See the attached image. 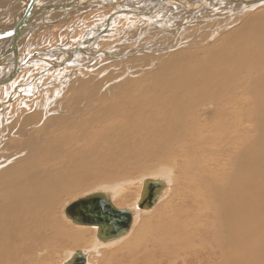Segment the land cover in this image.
<instances>
[{
    "label": "bare ground",
    "instance_id": "6f19581e",
    "mask_svg": "<svg viewBox=\"0 0 264 264\" xmlns=\"http://www.w3.org/2000/svg\"><path fill=\"white\" fill-rule=\"evenodd\" d=\"M29 1L0 0V39L5 40L0 45V79L13 67V54L6 52L13 34L6 33L17 26L24 14L30 20L25 30L18 29V41L40 27L56 24L50 17L64 16L62 12L67 10L94 9L97 12L88 14H93L89 19H95L99 17L97 9L107 2L84 0L73 7L69 6L73 0H34L28 7ZM131 1L133 4L128 0L108 4L114 11L88 25L77 44L84 48L87 58L99 55L97 44L113 35L116 19L129 16H121L122 11L135 13L132 10L142 9L145 11L138 14L160 21L156 11L166 4H179L188 10L194 4H199L200 9L228 1L231 6L226 13L210 11L220 14V20L212 16L210 19L215 22L208 24L203 16L198 26H184L180 35L172 33L174 45L168 46L167 53L151 55L136 50L142 54L140 58L127 54L131 57L122 60L118 59L122 52L110 46L101 57L114 65L123 62L120 73L103 74L99 82L91 81L92 84L71 76L73 81L63 84L65 94L48 102L45 110L53 113L43 112L46 121L40 117L24 127L20 123L16 133L22 132L21 136L15 142L7 141L6 145L13 146L0 155V264H51L60 256L64 257L60 263L63 264L75 250H81L69 252L68 244L78 247L89 241L99 248L118 241L132 221L124 233L106 241L98 238V228L91 225L95 227L94 240L92 230L67 229L61 201L75 191L100 184L107 191L89 192L82 197L101 193L117 209L131 211L116 204L127 203L139 191L138 201L147 178L142 180L141 188L123 189L120 185L128 183L133 174L147 170L149 174L164 176L148 177L163 181L161 194L166 179L171 180L168 195L158 203L154 229L139 230L121 244H107L113 245L105 250L108 262L264 264V6L250 9L264 0H190L191 5L184 0ZM145 1L148 5L139 7ZM53 4L60 6L51 9ZM232 12L234 16L221 17ZM196 13L197 10L189 15L193 18ZM38 15L39 19L30 22ZM188 23L183 20L181 24ZM167 26L166 22L165 30H160L167 33ZM190 35L193 40L188 39ZM19 45L20 42L18 49ZM72 47L43 51L49 54L58 48ZM19 54L21 61L24 58ZM57 54L58 60L50 64L64 61L66 54ZM78 54L83 53L66 57L64 66L74 63ZM5 64L9 70L2 74ZM94 64L96 69L100 66ZM133 68L136 72L123 78L124 72ZM20 69L12 80L0 84V93L6 84L16 97L18 85L13 81ZM7 103L0 99V108ZM29 117L33 116L26 115L25 119ZM30 123L34 124L29 126ZM122 189L123 194L113 202L108 191ZM144 221L150 220L145 216Z\"/></svg>",
    "mask_w": 264,
    "mask_h": 264
},
{
    "label": "rangeland",
    "instance_id": "374dc122",
    "mask_svg": "<svg viewBox=\"0 0 264 264\" xmlns=\"http://www.w3.org/2000/svg\"><path fill=\"white\" fill-rule=\"evenodd\" d=\"M123 1L127 2V0H123ZM184 1L188 5L192 4V1H190V0L189 1L184 0ZM113 2H116V0H107V3H109V5H111V3H113ZM128 2L132 3L131 0H128ZM227 2L216 3L215 4L216 6L214 4H211L214 6L215 9L211 8L213 6H208V5L207 6L209 8L205 7V8L198 9V7H201V6H199V4H194L193 7L190 8L191 10L190 9L189 10L183 9L182 5L175 4V3H173L171 5L172 7L170 5H167V4L162 5L156 11V16L159 20L161 19L160 21H156V19L155 20H148L147 17L140 15L138 13L131 12V11H126L124 13L122 11L121 16H123L124 14L129 15V16H123L121 18L116 19L115 22H116L117 26L114 24V28L111 31V32H113V35L105 36L104 38H102L100 40V42H99L100 44L99 43L97 44V47L100 49L99 50L97 48L99 55H96V56L94 55V56H90V58L89 57L87 58V56L85 54H78L76 56V58L74 59V61H75L74 63H76V61H78L76 65L72 61L71 64L69 63V64L64 66L63 62L59 61V63H62V64L60 66H57V67H47L46 65H48V63L50 64V63L56 62L58 60L59 55L57 53L60 52V51H57L58 49H56V51H50L49 50L50 51L49 54H47V53L39 54L42 57H47L48 63H46V64L40 63L37 59H34V58L30 59L29 60L30 62L28 61L29 64L27 62L22 67V69L19 70V72L17 74L18 76H16V78L13 81L14 84L18 85V92H17V94L15 93L16 97L12 96L13 93L11 92V90H8L6 88V84L2 87V93H0V97H1L0 99H2V102H9V103H7L6 107L0 108V113H2V114H0V142H1V144H0V155L4 154L5 150H7L8 148L13 146V144L6 145L7 141L15 142L16 139L21 136L20 134H22V132L16 133L19 129L20 123L22 124V127H24L30 121L37 120L38 118L43 117V114H44L43 112H45L47 110L46 106H47L48 102L49 103L53 102L54 99L56 98V96H57V98H61L62 94L63 95L65 94V92H62L63 86L64 85L66 86V84L70 83L71 80L73 81V79L75 80L78 78L80 80L83 78V80L86 79L87 82L92 84V83L99 82V79H102L103 74L105 76L106 73L109 74L110 72L120 73L119 70L122 68L123 62L121 64L120 63L117 64L119 67L117 65L111 64L112 63L111 61H109L108 59L107 60L104 59V57H101V56H105V55L101 54L102 51H107V50L111 49L112 47L115 49H118V51L122 52V53L119 52L121 55L118 59L121 58L122 60L123 59L125 60L126 58H130L131 56H132V58L135 57L133 59H136V57L140 58V56L143 53L144 54H151V55L152 54L157 55V53L158 54L159 53H167V52H169L168 46L174 45V42L171 40L172 33L173 34L177 33L180 35L183 32L184 26H186V27L189 25L198 26L199 23H197V22L201 21L204 17H205V19H207L206 22L208 24L215 22V20L211 21L210 18H212V16L215 17V16H218L220 14H217V13L213 14L214 11H212V12H210V11L211 10H218V11H220V13L221 12H224V13L229 12L227 10L228 9L227 7L231 6V5L229 4L230 2L229 3H227ZM148 3H149L148 1H145L142 3L143 5L142 6L139 5V7L145 8L143 6H147ZM253 5H251V7H250L251 10L254 8L256 9V8L261 7V6H264V3L253 4ZM232 7H234V6H232ZM81 9L82 10L67 12L64 14V16L63 15L61 16V14H55L52 17H50V20H52V22L55 20L54 22H56V24L50 23L48 25V27L44 26L38 30H34V32L33 31L30 32L25 37H22L19 41L20 42V54H19L20 57L25 58L29 52L32 53L35 51H43L44 48L75 46L82 39V37L85 35L84 31L86 33L88 25L95 24L96 22H98L100 20V18L102 16L106 15V13L110 12L111 10L114 11L113 6L101 7V9L100 8L97 9L99 11L98 16L100 18L96 17L95 19L91 20V19H89V17H91L93 14L89 15L88 13L97 12V11L94 9H90V10L86 11L87 8L86 9L81 8ZM195 10H197V13L192 18L191 17L192 15H189V14H191L192 11H195ZM232 11L234 13H236V10H232ZM3 12L5 13V11H3ZM233 12L229 13L228 15L224 14L221 17L223 18V17L230 16V15L234 16V15H232ZM1 13H2V9H1ZM237 14H240V12ZM164 16H166V17L163 18ZM188 16H190V17H188ZM189 18H192V20L190 21ZM208 18H209L210 22H209ZM215 18H217V17H215ZM103 19L104 18H102L101 21H103ZM56 20H58V21H56ZM183 20H187L189 23L186 25H182L181 23ZM217 20H220L219 16H218ZM164 21H166L167 24H169V26H167V28H166L167 33L165 31H162V30H165L166 22H164ZM171 22H173V23H171ZM216 22H218V21H216ZM150 24H151V26H150ZM178 25H180L179 28H176L175 26H178ZM156 27L159 29H157ZM160 28H164V29L160 30ZM117 29H119V30H117ZM127 32H129V33H127ZM71 33H73V34H71ZM163 33L166 34L167 38L162 35ZM115 35H117L118 37ZM157 35L159 37H157ZM129 36H130V38H129ZM109 37H111V39ZM122 37H123V39H122ZM190 37L191 38H188V39L193 40V36L190 35ZM117 38H118V44H117ZM162 39H163V41H162ZM122 41H123V44H121ZM164 41H166V42H164ZM124 43H125V45H124ZM138 43L141 45H139ZM27 45H28V47H26ZM164 45H166V46H164ZM110 46H111V48H110ZM125 46L127 47V49H125L126 48ZM133 46L134 47L137 46V47L134 48ZM161 46H163L164 48H162ZM132 47L134 49H131ZM139 47L141 49H139ZM122 48H124V49H122ZM165 48H167V49H165ZM173 48H175V47H173ZM129 49L131 51L132 50L133 51L131 52ZM136 50L139 53H141L142 50H143V52H142V54H139L138 52H136ZM54 52L57 54V56L56 55L51 56V53L54 54ZM127 54H131V56L127 55ZM134 55H136V56H134ZM82 56H85L87 59L85 57L82 58ZM125 56H130V57H125ZM61 58H62V56H61ZM80 58H82V59L80 60ZM82 60H84L85 62ZM90 60H92V61H90ZM94 60H96L97 62H95ZM101 60H103V61H101ZM92 62H93V64H92ZM88 63L91 65H89ZM94 63H97V66L102 65V67L100 68V66H99L96 69L95 68L96 64H94ZM30 64H32V65H30ZM73 65H75V66H73ZM76 66H77V68H76ZM7 67H8V65H6V64L3 66L4 69L2 68V74H5L6 72H8L9 69H7ZM73 67H75V70ZM82 67H83V69H85V68L86 69L83 70ZM89 67H90V69H89ZM99 68L101 69L102 72L99 71ZM72 69L74 70V72H77L79 74L74 73L72 71ZM87 69H89V70H87ZM95 69H96V71H95L96 74L94 73ZM69 70L71 73H69ZM97 71H99V72H97ZM128 71L129 72H124L123 78L126 77L127 75L129 76L130 74L136 72L135 68L129 69ZM92 73H93V75H92ZM76 74L78 77L76 76ZM85 74H87V75H85ZM66 75H68V77ZM90 75H92V76H90ZM69 76H70V78H69ZM71 76L73 77V79ZM75 77H77V78H75ZM65 80H67V81H65ZM91 81H92V83H91ZM52 89H54V90L57 89V90H55L57 93ZM58 89L61 91L58 92ZM49 95H51V96H49ZM48 99H49V101H48ZM38 103H39V105H41L42 109L41 108L36 109L35 106ZM42 104H44V105H42ZM7 107H9V108H7ZM48 111H46V112H48ZM49 113L51 114V113H53V111L50 110ZM49 113H47V115ZM26 115H30V116L32 115L33 117H29L28 119H25ZM46 120H47L46 117H43V121H46ZM31 124H34V123H30L29 126ZM25 134L27 135L26 132H25ZM23 135H24V133H23ZM147 171L145 173L133 174L131 177H129V179H131V180L128 181V183H126V184L122 183L120 185L121 188H123V189H125V188H132L133 189L135 187L141 188V184H142L141 182L144 178L154 177V176H158L160 178L164 177L160 174H155L156 172L149 174V173H147ZM166 183L167 184H166L164 193L159 196L156 203L149 209H139L137 207L136 201H137V197L139 195V191L132 198H130L127 203L122 204V205L116 204V205H118V207L128 208L132 211V223H131L128 231L122 237L119 238L120 240L118 239V241L115 240L114 242L112 241V243L111 242L106 243L104 245H101L99 248H94V244L92 242H89V241L86 243H83L82 245H80L78 247H73L72 245L68 244L67 245L68 249H66V250H68L69 252L74 251L75 249L83 250L87 255L85 264H113L112 261L108 262V255H106L105 250L108 251V248H111V246H113L115 244H121L123 241L130 239L131 236L134 237L135 234L139 230L148 231V230L154 229V217L156 214V210L160 208L158 203L161 202L162 200H164V198H166V196L168 195L169 189L171 186V180L166 179ZM99 186H100V184H94V185L87 186L81 190L75 191V192L69 194L68 196L64 197L63 200L61 201V204H60L61 214L63 216L64 221L68 225L67 229L68 230H74V229L92 230L91 237L94 240L96 239L95 238L96 237L95 227H93L91 225L85 226L83 224L81 225V224L73 222L71 219H69V217H67V215L66 216L64 215V213H65L64 208L69 203H71L72 201L82 197V195H84L86 193L94 192V191H96V192L97 191H107V190H103ZM140 188H139V190H140ZM123 189L120 191H114V193L112 191H108V194L111 196V199L113 202H114L115 198H118L123 194ZM145 216L150 220L148 223H146L144 221ZM107 244H113V245H110V247H107ZM128 255H130V254L126 253V256H128ZM63 258H64L63 256H60L59 258L56 257L54 259L55 263L52 262L51 264H60Z\"/></svg>",
    "mask_w": 264,
    "mask_h": 264
},
{
    "label": "water",
    "instance_id": "95a60500",
    "mask_svg": "<svg viewBox=\"0 0 264 264\" xmlns=\"http://www.w3.org/2000/svg\"><path fill=\"white\" fill-rule=\"evenodd\" d=\"M34 0H30L27 3V6L30 7ZM84 0H73L69 4V6H78ZM162 1V0H161ZM109 3H105L104 5L108 7ZM112 4V3H111ZM60 5L53 4L50 6L51 9H57ZM27 7V8H28ZM29 9H27L28 15ZM135 13H142L141 11L145 10H132ZM30 19L24 14L17 26L6 34H13L12 43L10 48L7 49L6 52H12V58L10 62L13 67L9 71L6 77L0 79V84L6 83L7 81L12 80L16 75L19 68H22L30 59H37L40 63H48L47 57H42L39 54L44 53V51H35L28 54L21 61L18 60V44H19V30H25V26L28 24ZM53 51H56L53 50ZM57 51H62L66 54L67 59L74 53H85L84 48L77 45L70 49H61L58 48ZM66 57L63 61V65L65 64ZM62 64V63H61ZM47 67H56L60 66V63H54L46 65ZM164 183L160 179L147 178L143 181L141 195L137 201V207L139 209H149L151 208L157 201L158 197L162 193V187ZM66 215L76 223H80L83 225H94L98 228V238L102 240H108L111 238H116L124 233L131 221H132V213L127 209H117L114 207L109 199L105 197L101 193H93L81 197L75 201H73L68 207L65 209ZM86 256L81 250H75L71 257L64 261L63 264H85Z\"/></svg>",
    "mask_w": 264,
    "mask_h": 264
},
{
    "label": "crops",
    "instance_id": "0c3cea01",
    "mask_svg": "<svg viewBox=\"0 0 264 264\" xmlns=\"http://www.w3.org/2000/svg\"><path fill=\"white\" fill-rule=\"evenodd\" d=\"M67 12H70V11H68V10H67V11H64V12H62V14H65V13H67ZM40 16H41V15H38V16L34 17L30 22H35V20H36V19H39ZM40 28H42V27H40ZM40 28H39V29H40ZM4 41H5V40H1V39H0V45H1L2 43H4ZM19 53H20V45H19V49H18V53H17V54H19Z\"/></svg>",
    "mask_w": 264,
    "mask_h": 264
}]
</instances>
